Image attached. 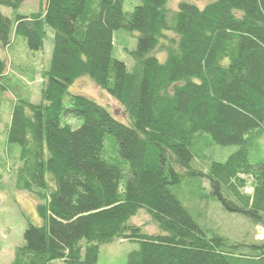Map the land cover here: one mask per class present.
Listing matches in <instances>:
<instances>
[{"label":"trees","instance_id":"obj_1","mask_svg":"<svg viewBox=\"0 0 264 264\" xmlns=\"http://www.w3.org/2000/svg\"><path fill=\"white\" fill-rule=\"evenodd\" d=\"M26 1L0 0V94L33 79L2 51L22 42L27 55L43 53L48 40L52 50L40 102L13 95L10 109L5 144L19 148L17 189L37 197L41 220L25 221L11 264H98L100 246L114 241L138 244L126 264H264V242L207 236L180 200L187 192L201 200L207 185L226 212L264 228V159L247 150L264 137V0L176 10L141 0L130 13L123 0H45L19 15ZM120 30L137 34L131 70L114 55ZM83 78L120 105L127 125L67 94ZM211 147L237 150L218 162L206 157ZM142 211L157 234L130 224Z\"/></svg>","mask_w":264,"mask_h":264},{"label":"rangeland","instance_id":"obj_2","mask_svg":"<svg viewBox=\"0 0 264 264\" xmlns=\"http://www.w3.org/2000/svg\"><path fill=\"white\" fill-rule=\"evenodd\" d=\"M211 0H169L167 9L176 10L180 2L193 4L199 8H203L210 3ZM40 2L43 4L45 0H28L18 10L19 15H28L35 13L39 9ZM141 3V0H123V10L127 13ZM2 13L9 17L12 11L1 8ZM48 37L52 38L50 30L47 32ZM114 55L122 61L127 70H131L133 61L128 52L134 51L136 47V33H129L120 30L114 33ZM15 52L7 53L2 51L1 55L7 59V65L12 61V65H19L20 69L30 74L32 70L33 79L31 83L23 79L22 84H27V89L24 91L19 85V89L13 92L16 99H28L33 104L40 102V76L39 72L46 69L49 63L52 46L50 40L46 42L43 53H35L27 55L22 42L15 45ZM159 61H164L163 54L156 55ZM16 62V63H14ZM68 95H79L93 100L95 103L104 107L111 116L127 125L120 105L113 100L106 92L96 87L89 79L83 78L75 81L70 85L67 91ZM13 95L7 93L0 94V264H11L15 248L23 246V232L25 221L28 220L31 224L40 226L41 220L36 213L37 197L31 193L17 189L15 165L19 153L17 146H7L6 131L10 124V109L14 103ZM66 95L64 102L67 104ZM74 128H77L80 123L74 121ZM116 146L113 138L108 137L104 142V151L112 152ZM237 150L236 147L218 148L211 147L206 153V157L224 162L232 153ZM247 150L251 159H264V137L258 141L252 142ZM207 167L203 166V170ZM185 189V188H184ZM187 189V188H186ZM246 194L252 192V181L246 180V185L243 190ZM201 200L192 198L189 192L185 198H180L183 205L188 209L191 217L205 231L207 236L218 235L226 238L231 242H264V228L254 227L247 219L237 214L226 212L223 207L209 195V188L205 185V190L200 192ZM190 196V197H187ZM184 197V196H183ZM130 224L143 229L147 235L157 234L156 226L152 223L150 217L145 212H139L136 217L130 220ZM138 249L136 242L130 241H114L110 244L102 245L99 248L98 264H126L128 255ZM53 264H62L55 262Z\"/></svg>","mask_w":264,"mask_h":264}]
</instances>
